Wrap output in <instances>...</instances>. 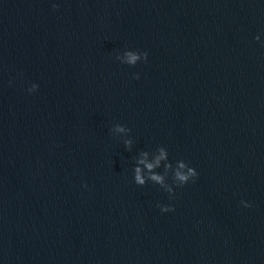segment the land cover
<instances>
[{
  "label": "water",
  "instance_id": "1",
  "mask_svg": "<svg viewBox=\"0 0 264 264\" xmlns=\"http://www.w3.org/2000/svg\"><path fill=\"white\" fill-rule=\"evenodd\" d=\"M0 264H264V0H0Z\"/></svg>",
  "mask_w": 264,
  "mask_h": 264
},
{
  "label": "clouds",
  "instance_id": "2",
  "mask_svg": "<svg viewBox=\"0 0 264 264\" xmlns=\"http://www.w3.org/2000/svg\"><path fill=\"white\" fill-rule=\"evenodd\" d=\"M58 5L53 4V8H57ZM255 39L259 41L260 37L256 36ZM116 60L122 64L129 66H135L138 62L144 61L147 63L148 53L140 51L126 50L123 54H117ZM135 79H139V74H134ZM38 89L37 84H32L27 91L31 94ZM114 135L124 137L123 143L127 150L131 151L133 146V140L129 138L131 129L116 124L111 129ZM163 168V172H158L157 169ZM169 174H171V183L168 182ZM199 173L195 168L191 167L184 160H178L175 166L169 160V153L163 146H159L155 152L141 151L138 157L135 159V166L133 168V181L139 186L143 187L147 183L151 182L153 185H158L164 191L169 194V199L175 197V189L182 188L190 181L195 182L198 178ZM85 187H87L85 185ZM241 204L250 208L252 205L247 201H241ZM162 213L173 212L175 207L173 205H162L157 203L156 205Z\"/></svg>",
  "mask_w": 264,
  "mask_h": 264
}]
</instances>
